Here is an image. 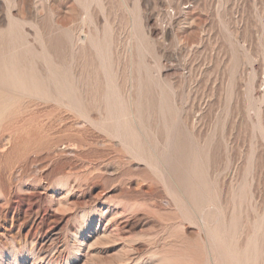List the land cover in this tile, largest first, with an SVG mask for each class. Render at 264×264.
<instances>
[{
  "label": "rangeland",
  "instance_id": "obj_1",
  "mask_svg": "<svg viewBox=\"0 0 264 264\" xmlns=\"http://www.w3.org/2000/svg\"><path fill=\"white\" fill-rule=\"evenodd\" d=\"M1 63L0 264H264V0H0Z\"/></svg>",
  "mask_w": 264,
  "mask_h": 264
},
{
  "label": "bare ground",
  "instance_id": "obj_2",
  "mask_svg": "<svg viewBox=\"0 0 264 264\" xmlns=\"http://www.w3.org/2000/svg\"><path fill=\"white\" fill-rule=\"evenodd\" d=\"M14 19H15V18H14ZM11 20H12V18H11ZM17 20H18V19H17ZM11 22H13V20H12ZM9 28H10V25H9ZM9 28H8V29H9ZM10 29H11V28H10ZM8 31H9V30H8ZM9 32H10V31H9ZM86 38H87V37L82 36V35L80 34V35L77 36V41L82 42L83 40L85 41ZM45 50H46V49H45ZM50 50H51V49H50ZM47 52H48V50H46L45 53H47ZM15 55H16V54H15ZM11 56H13V54H11ZM16 57H19V56L16 55ZM11 58H12V57H11ZM20 58H21V57H20ZM20 58H19V60H20ZM49 58H50V56H49ZM6 60H7L6 63L8 64V58H7ZM6 60H5V61H6ZM12 60H14V58H13ZM17 60H18V59H17ZM17 60H14L16 64H17V62L19 61V60H18V61H17ZM55 60H56V58H55ZM55 60H54V61H55ZM16 61H17V62H16ZM22 61H23V60H22ZM22 61H20V62H22ZM52 61H53V60H52ZM3 62H4V60H3ZM6 63H5V66H6ZM22 63H23V62H22ZM52 63H53V62H52ZM58 63H59V62H58ZM3 64H4V63H3ZM13 64H14V63H13ZM13 64H12V66L10 65V67L8 66L9 64L7 65L8 68H10V69H9V74H8V75L10 76L9 78H12V79L15 80V81H14V84H15V82L17 81V82L19 83V86H21V88H22L21 90H23V91H33V89H35V87L37 86V82H38V80H36L35 78H33L32 75L29 74L30 72H29V73H26L27 70L25 71V69H24V68H21V66L18 68V65H19V64H18L16 67L13 66ZM16 64H15V65H16ZM20 64H21V63H20ZM50 64H51V63H50ZM53 64H54V63H53ZM55 64H57V63H55ZM55 64H54V65H55ZM60 64H61V63H60ZM1 65H2V63L0 64V67L3 66V65H2V66H1ZM24 65H25V64H24ZM54 65H53V66H54ZM30 66H31V65H30ZM49 66H50V65H49ZM53 66L51 65V67H49V72H50V73H53V72L56 73L55 71H53V70H55V67H56V66H55V67H53ZM61 66H62V65H61ZM28 67H29V66H27V67L25 66V68H28ZM5 68H6V67H5ZM5 68H4V69H5ZM58 68H60V69H59L60 72H62V71L65 72V70H63L61 67H58ZM58 68H57V69H58ZM30 69H32V68L30 67ZM34 69H35V68H34ZM57 69H56V71H57ZM2 70H3V68H2ZM6 70H8V69H6ZM30 71H31V70H30ZM59 71H58V76H59V74H60ZM6 72H8V71H6ZM27 72H28V71H27ZM1 73H2V72H1ZM3 73H4V72H3ZM32 73H33V72H32ZM35 73H36V72H35ZM28 74L31 75L30 78H29ZM63 74H64V73H63ZM8 75H7V76H8ZM39 75H40V74H39ZM60 75H61V74H60ZM64 75H65V74H64ZM64 75H63V76H64ZM3 76H5V73H4ZM7 76H5V77H7ZM34 76H35V75H34ZM37 76H38V75H37ZM40 76H41V75H40ZM54 76H55V75H54ZM58 76H57V74H56L55 78L58 77ZM66 76H67V75H66ZM38 77H39V76H38ZM61 77H62V75H61ZM61 77L59 76L60 79H61ZM67 77H68V76H67ZM0 78H1V77H0ZM9 78H8V79H9ZM40 78H41V77H40ZM42 78H43V76H42ZM42 78H41V79H42ZM59 78H58V79H59ZM62 78H64V77H62ZM28 79H30V80L32 79V82L29 81ZM37 79H39V78H37ZM52 79H54V77H53ZM3 80H4V79H3ZM3 80H2V81H3ZM44 80H45V79H44ZM65 80H66V79H64V80H59L57 83L60 84V81L63 82V81H65ZM0 81H1V79H0ZM5 81H6V80H5ZM27 81H28V82H27ZM39 81H40V80H39ZM53 81H55V80H53ZM53 81H52V82H53ZM68 81H69V83H67V84L70 85V83H71L70 81H71V80H68ZM3 82H4V81H3ZM17 82H16V84H18ZM50 82H51V81H50ZM65 82H67V80H66ZM0 83H1V82H0ZM5 83H6V82H5ZM45 83H46V82H45ZM53 83H55V82H53ZM53 83H52V84H53ZM57 83H55L54 85L57 86ZM9 84H10V81H9ZM12 84H13V83H12ZM20 84H21V85H20ZM43 84H44V83H43ZM48 84H49V81H48L47 85H44V87H45V86L48 87ZM52 84H51V85H52ZM67 84L64 83V86H63V84H61L62 87H65L64 89L62 88V91H63V90H67L68 88H72V87H68L69 85L67 86ZM5 85H7V84H5ZM49 85H50V84H49ZM65 85H66V86H65ZM73 85H74V83H73ZM73 85L71 84L70 86H73ZM8 86H9V85H8ZM12 86H13V85H12ZM15 86H16V85H15ZM17 86H18V85H17ZM17 86H16V89H17ZM58 87H59V85H58ZM66 87H68V88L66 89ZM74 87H76V86H74ZM7 88H8V87H7ZM9 88H10V86H9ZM19 88H20V87H19ZM12 89H13V88H12ZM46 89H47V88H46ZM46 89H43V91L46 90ZM58 89H60V90L57 91V92L59 93V92L61 91V86H60V88H58ZM72 89H73V88H72ZM72 89H71V90H72ZM18 90H19V89H17L16 91H18ZM21 90H19V91H21ZM41 90H42V89H41ZM69 90H70V89H68V91H69ZM74 90H75V89H74ZM111 90H112V89H111ZM38 91H39V89H37V93H38ZM47 91H48V93H49V87H48ZM47 91H45V92H47ZM50 91H52V90L50 89ZM62 91H61V92H62ZM21 92H22V91H21ZM52 92H53V91H52ZM61 92H60V93H61ZM24 93H25V95H26V92H22V93H20V94L23 95ZM48 93H46V95H47V96L50 95V97H52V96H51L52 94H48ZM58 93H56V94H58ZM65 93H66V92H65ZM65 93L62 92L61 94L65 96ZM16 94H17V93H16ZM16 94H14V96H15ZM35 94H36V93H35ZM38 94H41V92L38 93ZM56 94L54 93V96H55ZM68 94L70 95L71 93H68ZM68 94H66V95H68ZM18 95H19V94H18ZM27 95H28V94H27ZM58 95H59V94H58ZM71 95H72V94H71ZM71 95H70V96H71ZM114 95H115V94H114ZM4 96H5V95H4ZM4 96H3V97H4ZM16 96H17V95H16ZM30 96H34V95H33V94H32V95L30 94ZM37 96H39V95H37ZM41 96H42V95H41ZM56 96H57V95H56ZM72 96H73V95H72ZM72 96H71V98H72ZM10 97H12V95H11ZM35 97H36V96H35ZM50 97H49V98H50ZM57 97H60V95L57 96ZM61 97H62V96H61ZM106 97H107V95H106ZM110 97H112V96H110ZM12 98H13V97H12ZM31 98H32V97H31ZM54 98H55V97H54ZM65 98H67V97H65ZM74 98L77 99L75 96H73V99H74ZM3 100H4V99H3ZM5 100H6V99H5ZM10 100H12V99H10ZM71 100H72V99H71ZM112 100H113V99H112ZM116 100H117V99H114V101H116ZM7 101H8V100H6V102H7ZM12 101H13V100H12ZM119 101H120V99H119ZM111 103H112V102H111ZM117 103H118V101H116L115 104H117ZM77 104H78V105H77ZM77 104H75L76 107L80 105V103H77ZM112 104H113V103H112ZM113 106H114V105H113ZM116 106H117V105H116ZM116 106H115V108H116ZM114 110H115V109L113 108V111H114ZM116 110H117V109H116ZM120 110H121V109H120ZM120 110H118V111H116V112H119ZM114 112H115V111H114ZM116 112H115V113H116ZM120 112H121V111H120ZM120 112H119V113H120ZM119 113H117V114H119ZM112 115H113V114H112ZM16 116H17V115H16ZM111 117H114V115L111 116ZM117 118H118V117H117ZM115 128H116V127H115ZM118 129H119V128H117V130H118ZM126 129H127V128H126ZM126 129H125V134H128V133L130 134V130H128V129L126 130ZM130 129H131V128H130ZM132 131H133V130H132ZM131 133H132V132H131ZM117 134H119V133L117 132ZM133 134H135V133H133ZM133 134H132V135H133ZM129 150H130V149H129ZM173 151H174V150H173Z\"/></svg>",
  "mask_w": 264,
  "mask_h": 264
}]
</instances>
